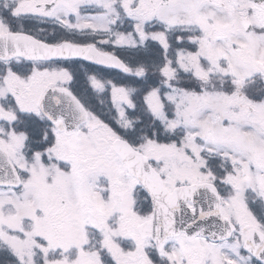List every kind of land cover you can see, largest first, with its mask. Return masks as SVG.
<instances>
[{"label": "snow or ice", "instance_id": "snow-or-ice-1", "mask_svg": "<svg viewBox=\"0 0 264 264\" xmlns=\"http://www.w3.org/2000/svg\"><path fill=\"white\" fill-rule=\"evenodd\" d=\"M0 264H264V0H0Z\"/></svg>", "mask_w": 264, "mask_h": 264}]
</instances>
